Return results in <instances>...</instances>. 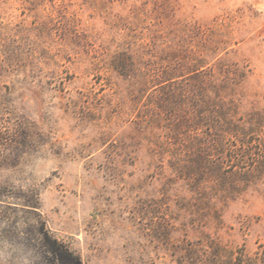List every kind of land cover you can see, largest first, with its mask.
Listing matches in <instances>:
<instances>
[{"label":"rangeland","instance_id":"obj_1","mask_svg":"<svg viewBox=\"0 0 264 264\" xmlns=\"http://www.w3.org/2000/svg\"><path fill=\"white\" fill-rule=\"evenodd\" d=\"M264 264V0H0V264Z\"/></svg>","mask_w":264,"mask_h":264},{"label":"trees","instance_id":"obj_2","mask_svg":"<svg viewBox=\"0 0 264 264\" xmlns=\"http://www.w3.org/2000/svg\"><path fill=\"white\" fill-rule=\"evenodd\" d=\"M41 249L51 257L53 264H82L80 258L66 245L53 239L47 232L38 231Z\"/></svg>","mask_w":264,"mask_h":264}]
</instances>
